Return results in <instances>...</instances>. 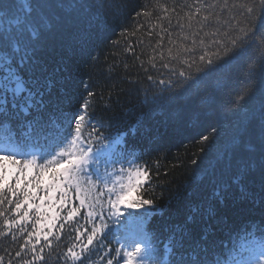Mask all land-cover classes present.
<instances>
[{
  "label": "snow or ice",
  "instance_id": "snow-or-ice-1",
  "mask_svg": "<svg viewBox=\"0 0 264 264\" xmlns=\"http://www.w3.org/2000/svg\"><path fill=\"white\" fill-rule=\"evenodd\" d=\"M0 6L8 10V15L0 18V237L7 236L17 241L18 234L22 236L27 232L14 256L21 258L20 264L45 262V247L49 249L50 256L52 240L49 237L53 236V229L59 221L57 215H39L44 211L42 202L45 197H36L37 189L43 188L48 193L61 192L60 203L64 204L70 192L81 194L84 191L82 186L89 185L87 191L92 193L91 198L82 196L80 208H84L87 201L85 220L93 224L91 231L88 228L83 231L74 229L76 235L72 244L58 257L64 264H85L91 260L89 253L94 255L96 251L90 246L104 235L105 230L111 231L105 216L113 224L117 223L124 217L121 206L125 203L129 209L149 206L147 211H152V200L143 196L129 198L132 192L148 183L149 172L126 157L123 162L129 167L116 169L107 176L93 167L102 157H113L108 161L113 166L120 162L114 159L116 153L112 147L122 143L119 135L116 138L105 137L90 118L86 120L88 100L70 119L66 117L60 107L62 99L58 97L53 101L50 95L51 77L46 76L45 70L38 65L36 52L52 28L63 24L66 18H72L85 9L95 17L119 14L123 4L119 0H21L18 5L16 0L9 3L0 0ZM185 7L189 9L183 17L187 23L177 20V24L183 30L185 27L191 29L192 22H195L196 30L184 36L185 40H191L192 46L181 45L175 54L173 48H168L167 59L163 51L158 53L160 60L164 61L160 67L168 69V78L157 83L165 85L167 91L187 90L199 86L213 73L228 71L232 61L246 60V84L233 101L232 110L241 111L257 90L261 93V104L258 112H244L240 122L220 140V147L212 156L215 163L209 165L215 180L211 196L222 201L227 188L240 186L243 196H259L264 201V0H233L232 3L214 0V3L206 5L202 0H194L193 5L185 4ZM161 8L165 16L160 19H164L169 10L164 6ZM202 8L208 9L207 14L197 19ZM226 9L235 14L221 22L218 13ZM172 12L180 15L176 8ZM141 15L152 14L137 13V16ZM218 23L227 26L223 33ZM161 28L163 32L168 31L163 26ZM204 37L209 38L207 42ZM169 43L175 42L169 39ZM161 44L162 37L156 48ZM197 46L202 49L200 53H197ZM155 61L156 56L153 55L149 61L152 68L157 67ZM193 65H196L195 73L190 71ZM153 79L152 75L148 76V80ZM257 81L259 88L256 87ZM86 125L91 130L85 135ZM210 135L212 139L219 135L215 126L210 128L209 135H201V141L211 143ZM105 140H108L107 144ZM192 163L196 164V160ZM93 176L99 185L92 181ZM98 186L103 190L94 191ZM47 198L51 199V196ZM36 199L41 203H36ZM105 203L107 213L104 211ZM80 208L73 207L64 222L59 223L61 234L65 224L80 215ZM33 209L37 218L32 230L28 231ZM213 211L210 201L207 208L194 209L193 215L187 217L178 232L162 240L151 235L131 242L125 240L124 247L130 250L122 253L124 264H226L219 258L214 241L200 239L210 227ZM42 219L47 223L37 228ZM97 219L98 225L94 223ZM261 223L258 238L256 232L249 233L253 244L259 248L255 260H234L233 264H264V221ZM45 228L48 230L44 231ZM34 236L37 239L33 243ZM81 237L85 239L81 240ZM41 238L45 245H41ZM54 239L59 240L60 234ZM98 243L103 245V240ZM157 244L162 247L158 248ZM38 245L41 246L38 248ZM22 254L30 256V259H24ZM0 264H5L2 255ZM7 264H12L11 259ZM107 264H113L112 260H107Z\"/></svg>",
  "mask_w": 264,
  "mask_h": 264
},
{
  "label": "trees",
  "instance_id": "trees-1",
  "mask_svg": "<svg viewBox=\"0 0 264 264\" xmlns=\"http://www.w3.org/2000/svg\"><path fill=\"white\" fill-rule=\"evenodd\" d=\"M3 2L9 3L10 0ZM119 2L123 4L119 14L95 17L85 9L72 18H66L63 24L52 28L36 52L38 65L45 70L46 76L51 77L50 95L53 101L58 97L62 99L60 107L64 115L70 119L80 109V105L88 100L86 120L90 118L105 137L116 138L119 135L122 143L113 144L112 147L116 153L114 159L120 162L113 166L108 162L113 157H102L93 167L101 175L107 176L121 167L128 168L129 165L123 162L126 157L149 172L148 183L132 192L129 198L143 196L144 199L152 200V211H147L149 206L129 209L125 203L121 206L124 217L117 223L113 224L105 216L111 231L105 230L104 235L90 246L96 251L94 255L89 253L91 260L85 261V264H107L109 259L113 264H124L122 253L130 250L124 247L125 240L131 242L148 235L162 240L173 235L185 224L187 217L193 215L194 209L207 208L209 201L213 206L214 218L209 221L210 227L200 239L214 241L219 258L227 263L241 243L252 238L250 232H256L259 237L258 228L264 221V201L259 196H243L240 186L227 188L225 198L218 201L211 196L215 180L209 165L215 163L212 156L220 147V140L240 122L244 112H258L261 93L257 90L241 111L232 110L233 101L246 84V60L232 61L228 71L209 75L197 87L165 90V85L157 81L168 78V69L160 67L164 61L160 60L158 53L163 51L167 59L168 48H173L175 54L181 45L192 46L191 40H185L184 36L196 30L195 22H192L191 29L185 27L181 30L177 20L182 24L187 23L183 19L184 13L189 11L185 4L193 5L194 0ZM16 3L19 5L21 0H16ZM212 3L214 0H202L205 5ZM161 6L169 10L164 19H160L165 16ZM173 8H176L179 16L172 12ZM207 11V8H202L197 19H201ZM138 12H151L152 15L137 16ZM218 14L222 22L235 13L226 9ZM7 15L8 10L0 6V18ZM237 19H240L238 15ZM161 26L168 31L163 32ZM217 26L221 33L227 27L222 23ZM149 32L151 35H148ZM169 33H172L171 37ZM161 37L163 44L156 48ZM169 39L175 43L170 44ZM204 39L207 42L209 38ZM201 51L197 46V53ZM153 55L156 56V68H152L149 63ZM190 71L195 73L196 65ZM149 75L154 79L148 80ZM256 87L259 88L258 81ZM212 126L217 128L219 135L215 139L210 135L211 143L202 142L201 135H209ZM90 130L86 125L85 135ZM107 143L108 140H105ZM118 146H121L120 150ZM193 160H196V164L192 163ZM92 181L99 185L95 176ZM82 187L83 193L70 192L64 204L60 203L61 192L48 193L43 188L37 189L36 197H45L42 202L44 211L39 215H57L59 223H63L68 211L73 207L80 208L82 196L91 198L92 193L87 191L89 185ZM101 190L99 186L94 189ZM49 195L51 199L47 198ZM35 202L41 203L39 199ZM104 211L107 213L106 203ZM129 213L133 215L129 216ZM140 213L147 214L139 216ZM86 216L87 201L85 207L80 208V215L65 224L62 234L57 223L53 236L49 237L52 240V254L49 256V249L45 247V262L41 264H64L58 257L72 244V238L76 235L74 229L83 231L88 228L91 231L93 224L86 222ZM30 217L32 220L28 224V231L32 230L37 218L35 209ZM46 223L47 220L42 219L36 227ZM94 223L98 225L99 220ZM57 234H60L59 240L54 239ZM26 237L27 232L22 236L18 234L17 241L7 236L0 237V255L4 256L5 264L9 259L12 264H20L21 258L15 257L14 252ZM85 237H81V240ZM36 239L34 236L33 243ZM99 240H103V245L98 243ZM45 244L41 238V245ZM157 246L162 247L159 244ZM23 258L30 259V256Z\"/></svg>",
  "mask_w": 264,
  "mask_h": 264
},
{
  "label": "rangeland",
  "instance_id": "rangeland-1",
  "mask_svg": "<svg viewBox=\"0 0 264 264\" xmlns=\"http://www.w3.org/2000/svg\"><path fill=\"white\" fill-rule=\"evenodd\" d=\"M118 150L121 149V146L117 147ZM114 149V148H113ZM112 158V157H110ZM112 164V163H111ZM136 166H140L139 164H135ZM134 174V172H133ZM259 254V248H257L253 242H252V238L249 240H246L244 242L241 243V246L239 247L238 251L232 255V259H231V263L233 264V261H243L245 259H248L250 261L255 260V258L257 257V255Z\"/></svg>",
  "mask_w": 264,
  "mask_h": 264
}]
</instances>
